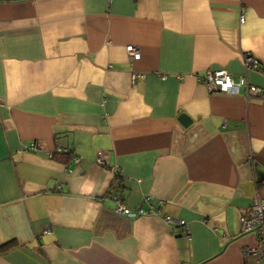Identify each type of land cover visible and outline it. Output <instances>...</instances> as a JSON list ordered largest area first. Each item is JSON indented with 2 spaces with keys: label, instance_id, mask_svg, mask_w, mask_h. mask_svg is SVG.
<instances>
[{
  "label": "crops",
  "instance_id": "obj_1",
  "mask_svg": "<svg viewBox=\"0 0 264 264\" xmlns=\"http://www.w3.org/2000/svg\"><path fill=\"white\" fill-rule=\"evenodd\" d=\"M208 68L262 97L209 92ZM256 194L264 0H0V264H256Z\"/></svg>",
  "mask_w": 264,
  "mask_h": 264
},
{
  "label": "built area",
  "instance_id": "obj_2",
  "mask_svg": "<svg viewBox=\"0 0 264 264\" xmlns=\"http://www.w3.org/2000/svg\"><path fill=\"white\" fill-rule=\"evenodd\" d=\"M240 22L244 21V15L241 13L239 17ZM129 55L138 59L140 57L139 50L133 46L128 45L126 47ZM244 65L246 70L258 69L259 64L257 60L250 54H244ZM204 86L209 92H224L228 94H241L244 99L252 100L255 98H261L263 90L260 86L252 83L247 75H233L229 71L223 68H208L204 70L202 74L198 76ZM30 148H36V143L32 142ZM66 151L65 149L58 148L56 152L60 153ZM96 161L103 165L105 159L103 154H99ZM112 198L115 202L114 210L120 214H159L158 208L150 206L143 208L141 206L131 208L127 206L123 201L120 194H113ZM150 196H146L145 200H150ZM162 200L159 201V204ZM163 219L167 222H174L185 229L187 225L184 220L174 219L170 215L163 216ZM239 223L242 232L251 233L256 237V243L252 246L247 247L244 251L246 254H250L255 257L256 264L264 262V197L260 194H256L253 198L250 210L239 216Z\"/></svg>",
  "mask_w": 264,
  "mask_h": 264
},
{
  "label": "water",
  "instance_id": "obj_3",
  "mask_svg": "<svg viewBox=\"0 0 264 264\" xmlns=\"http://www.w3.org/2000/svg\"><path fill=\"white\" fill-rule=\"evenodd\" d=\"M178 119L180 120V122L183 124V125H186L188 123V121L190 120L186 114L182 113L179 115Z\"/></svg>",
  "mask_w": 264,
  "mask_h": 264
},
{
  "label": "trees",
  "instance_id": "obj_4",
  "mask_svg": "<svg viewBox=\"0 0 264 264\" xmlns=\"http://www.w3.org/2000/svg\"><path fill=\"white\" fill-rule=\"evenodd\" d=\"M58 153V152H57ZM61 153V152H60ZM59 154V153H58ZM3 247V246H2ZM2 247H0L1 249L0 250H2Z\"/></svg>",
  "mask_w": 264,
  "mask_h": 264
}]
</instances>
